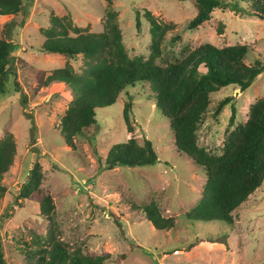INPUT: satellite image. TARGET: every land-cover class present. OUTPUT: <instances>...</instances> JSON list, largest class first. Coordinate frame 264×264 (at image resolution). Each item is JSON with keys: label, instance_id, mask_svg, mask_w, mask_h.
<instances>
[{"label": "rangeland", "instance_id": "1", "mask_svg": "<svg viewBox=\"0 0 264 264\" xmlns=\"http://www.w3.org/2000/svg\"><path fill=\"white\" fill-rule=\"evenodd\" d=\"M111 7L117 12L130 57L150 54L149 23L143 17L149 10L160 21L175 24L164 37L157 59L160 65L181 59L206 42L217 47L245 44L249 51L244 62L264 64V19L242 7L234 9L231 1L214 8L209 20L190 30L186 22L196 14L195 0H113ZM107 8L106 0H23L16 14L0 15V37L10 24V39L17 44L11 53L15 73L7 77L0 94V138L11 133L16 143L12 165L2 178L6 191L0 200V240L6 264H36L39 254L48 259L53 240L69 251L86 241L90 251L107 252L112 258L126 253L121 264H264V183L231 212L232 224L188 220L185 214L201 197L206 176L177 152L169 121L148 98L147 84L129 88L113 104L97 108L96 123L89 132L75 136L74 149L66 145L60 120L72 94L62 83L38 88L35 74L42 71L47 76L66 63L78 73L83 61L42 51L39 29L48 25L51 15H57L71 27L102 33L107 31ZM263 97L264 70L243 91L229 85L213 92L197 131L198 144L221 153L226 131L244 122L250 104ZM223 99L228 103L213 116ZM125 103L131 104L132 131L124 119ZM130 137L140 144L149 139L157 161L106 169L102 158L108 149ZM36 158L43 172L41 190L51 195L55 205L51 221L40 215L37 194L32 199L17 197ZM150 202L163 217L173 219L172 228L158 230L151 225L142 210ZM22 252L34 253L33 258L25 261Z\"/></svg>", "mask_w": 264, "mask_h": 264}, {"label": "trees", "instance_id": "2", "mask_svg": "<svg viewBox=\"0 0 264 264\" xmlns=\"http://www.w3.org/2000/svg\"><path fill=\"white\" fill-rule=\"evenodd\" d=\"M106 1L108 8L105 32H84L76 26L71 27L57 15H51L48 25L39 29L42 51L63 54L72 59L80 58L83 61L78 73L66 63L47 76L42 71L35 74L38 88L62 83L72 94L69 106L60 120V133L66 145L74 149L75 136L89 132L96 123L97 108L113 104L118 95L129 88L147 84L148 98L154 100L155 107L169 121L177 152L190 158L206 176L201 197L192 211L185 214L188 220H220L228 225L232 224L231 212L264 183V97L250 104L248 117L244 122L226 131L221 153L214 154L200 146L197 131L208 113L211 94L229 85L237 86L242 91L247 89L264 70V64L258 60L254 65L244 62L249 51L245 44L217 47L206 42L190 50L181 59L160 65L157 59L161 57L164 37L174 29L175 24L160 21L149 10L143 12V17L149 23L150 54L146 58L130 57L123 44L117 12L111 7L113 0ZM229 1L233 3L234 9L242 7L250 14L264 19V0H195L197 11L186 22V29L197 28L210 19L214 8H223ZM22 6L23 0H0V15L16 14ZM138 17L139 14L136 16L137 26ZM9 25H5L0 37V94L3 93L7 77L15 73V61L11 53L17 44L10 39ZM20 61L25 60L20 58ZM200 67L204 69L203 72ZM21 99L26 104L25 97L22 96ZM227 103L228 99L221 100L213 116H217ZM130 105L125 103L123 109L128 131H132L129 123ZM230 119L232 122L233 114ZM32 122L34 123L33 119ZM33 137L32 133V139ZM15 153L13 135L6 133L0 138V200L6 191L2 178L12 165ZM102 159L106 169L117 165H152L157 161V153L149 139L140 144L134 137H130L122 143L113 144ZM42 178L41 164L36 158L17 197L32 199L37 194L40 215L51 221L55 205L51 195L41 190ZM142 210L155 229L173 227V219L163 217L154 202L143 206ZM39 250L41 249L36 251ZM44 251L46 252L43 249ZM48 252V259L39 254L35 263L105 264L111 260L112 264H121L126 257V253L112 258L107 252L90 251L86 241L69 251L67 246L53 240ZM30 253L28 252V256L32 259L34 253ZM22 255L28 260L25 252ZM0 264H6L1 240Z\"/></svg>", "mask_w": 264, "mask_h": 264}]
</instances>
